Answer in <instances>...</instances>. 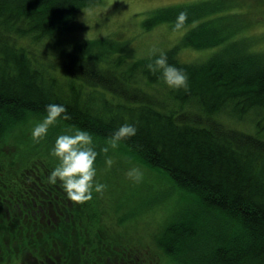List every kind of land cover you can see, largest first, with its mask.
<instances>
[{"label": "trees", "instance_id": "16d2710c", "mask_svg": "<svg viewBox=\"0 0 264 264\" xmlns=\"http://www.w3.org/2000/svg\"><path fill=\"white\" fill-rule=\"evenodd\" d=\"M102 2L0 0V264L150 263L129 238L104 245L113 236L96 231L100 241L90 243L84 201L47 180L57 162L49 149L66 127L90 131L99 151L125 120L138 131L118 148L191 199L156 237L159 263L264 264V51L236 30L214 42L213 22L228 24L219 2L155 9L145 30L153 21L172 27L186 9L185 42L217 48L193 63L177 58L183 40L167 51L189 76L187 90L169 89L146 68L149 58L122 42L70 44L79 12ZM49 103L64 104L68 116L37 141L31 131ZM249 115L254 134L234 126Z\"/></svg>", "mask_w": 264, "mask_h": 264}, {"label": "rangeland", "instance_id": "374dc122", "mask_svg": "<svg viewBox=\"0 0 264 264\" xmlns=\"http://www.w3.org/2000/svg\"><path fill=\"white\" fill-rule=\"evenodd\" d=\"M208 1L214 5L221 3V6L215 7V11L229 13L225 28L220 27L217 21L213 22V28L217 27L214 42L220 38L227 39L230 36L228 30H236L239 33L237 37H240L237 39L242 38L248 42L251 50L264 51V0H103L102 3L79 12L76 34L72 35L75 40L71 39L70 44L110 38L126 44L138 58H149L153 48L169 51L178 47L183 40L177 50V58L183 63L201 61L217 48L199 51L189 47V41L185 42V35L190 28L173 30L169 24L156 21L150 22L151 25L146 30L144 26L155 9ZM218 14L213 16L217 17ZM194 38L193 36L191 41ZM156 88L160 90V87ZM256 118L249 115L246 119L235 122L234 126L254 134ZM217 119L223 123L228 122L223 114H219ZM107 157L111 158V164L106 162ZM96 167L97 176L106 187L102 194L93 192L92 198L84 201L85 219L95 229V237L90 239V243L97 244L100 241L99 236H96V231H100L103 235L113 236L112 239L107 237L102 243L104 245L112 246L113 240L123 242L129 238L130 244L140 247L142 256L145 253L143 258H149L150 263L145 260L146 264H178L163 256L159 263L161 248L156 237L166 227L173 213L183 209L191 201L189 196L177 189L168 175L136 160L118 146H110L107 153L101 152L97 157ZM133 167L142 173L138 180L126 175ZM11 264H20V261L16 260Z\"/></svg>", "mask_w": 264, "mask_h": 264}, {"label": "clouds", "instance_id": "9594fccd", "mask_svg": "<svg viewBox=\"0 0 264 264\" xmlns=\"http://www.w3.org/2000/svg\"><path fill=\"white\" fill-rule=\"evenodd\" d=\"M188 11L182 9L173 22V30H181L188 19ZM146 68L150 73L162 79L169 89H185L189 87V76L181 67L170 63L167 51L162 48H153L149 53ZM46 115L35 123L32 128V137L39 141L44 139L50 127L56 125L60 119L68 116L66 106L60 103H49L46 106ZM63 114V115H62ZM138 131L135 122L120 124L108 136L107 144L97 150L93 134L83 128L69 126L56 135L54 143L49 149L50 155L56 158L55 166L50 170L47 180L51 184L60 183L67 196L77 202L90 200L93 192L102 194L106 185L97 176L96 160L98 155L109 151V146L117 147L127 138L133 137ZM106 162L111 164V158ZM126 175L138 180L142 173L136 168H130Z\"/></svg>", "mask_w": 264, "mask_h": 264}]
</instances>
